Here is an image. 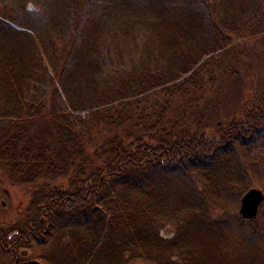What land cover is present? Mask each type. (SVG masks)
Returning <instances> with one entry per match:
<instances>
[{
	"label": "trees",
	"instance_id": "trees-1",
	"mask_svg": "<svg viewBox=\"0 0 264 264\" xmlns=\"http://www.w3.org/2000/svg\"><path fill=\"white\" fill-rule=\"evenodd\" d=\"M258 38L264 0H0V166L45 264H264V76L245 117L201 108Z\"/></svg>",
	"mask_w": 264,
	"mask_h": 264
},
{
	"label": "rangeland",
	"instance_id": "rangeland-1",
	"mask_svg": "<svg viewBox=\"0 0 264 264\" xmlns=\"http://www.w3.org/2000/svg\"><path fill=\"white\" fill-rule=\"evenodd\" d=\"M240 46L239 50L242 53L235 56V71L233 69L229 74L219 76L214 84L208 86L201 102V108L208 109L214 122L220 126L245 117L246 113L252 109L256 86L264 76L262 39L247 40ZM35 184L28 185L13 181L0 166V221L11 222L15 225L30 220L27 210L32 194L36 192ZM162 235L173 237L174 230L169 227L164 228Z\"/></svg>",
	"mask_w": 264,
	"mask_h": 264
},
{
	"label": "flooded vegetation",
	"instance_id": "flooded-vegetation-1",
	"mask_svg": "<svg viewBox=\"0 0 264 264\" xmlns=\"http://www.w3.org/2000/svg\"><path fill=\"white\" fill-rule=\"evenodd\" d=\"M21 223L0 221V264H45L41 259V219Z\"/></svg>",
	"mask_w": 264,
	"mask_h": 264
},
{
	"label": "water",
	"instance_id": "water-1",
	"mask_svg": "<svg viewBox=\"0 0 264 264\" xmlns=\"http://www.w3.org/2000/svg\"><path fill=\"white\" fill-rule=\"evenodd\" d=\"M263 202L264 193L259 189H252L243 197L240 209L241 215L247 220L254 219L258 215Z\"/></svg>",
	"mask_w": 264,
	"mask_h": 264
},
{
	"label": "bare ground",
	"instance_id": "bare-ground-1",
	"mask_svg": "<svg viewBox=\"0 0 264 264\" xmlns=\"http://www.w3.org/2000/svg\"><path fill=\"white\" fill-rule=\"evenodd\" d=\"M254 189H257V188H254ZM251 190H252V189H251ZM251 190H250V191H251ZM259 190H260V189H259ZM262 192H263V191H262Z\"/></svg>",
	"mask_w": 264,
	"mask_h": 264
}]
</instances>
